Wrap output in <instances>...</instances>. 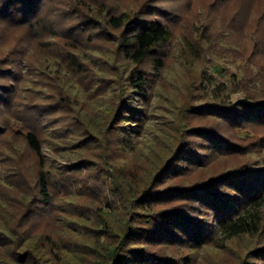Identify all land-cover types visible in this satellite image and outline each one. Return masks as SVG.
<instances>
[{
	"label": "rangeland",
	"instance_id": "obj_1",
	"mask_svg": "<svg viewBox=\"0 0 264 264\" xmlns=\"http://www.w3.org/2000/svg\"><path fill=\"white\" fill-rule=\"evenodd\" d=\"M146 1L47 0L45 15L61 31L45 42H25L28 58L19 67L22 81L16 104L0 117L11 127L0 138V221L16 219L11 195L17 184L31 193L35 158L26 150L22 130L25 125L35 127L44 142L53 184L68 183L53 187L52 205L42 208L43 215L31 220L30 226L33 234L50 233L60 243L65 264H96L97 237L120 219L122 206L117 203V212H112L106 205L111 198L107 172L115 174L110 164L119 168L127 156L117 147L109 149L107 142H116L119 134L114 128L113 99L128 87L127 76L134 66L118 52L119 31L108 20L109 13L131 17ZM150 4L164 10L158 13L173 38L165 69L154 78L137 135L132 159L142 166L140 176L165 160L182 137L188 138L189 128L218 124L205 113L191 114L202 101H214L213 88L208 92L199 85L203 71L226 84L228 101L244 99L248 93L264 94V0H151ZM94 22L104 24L101 33H96ZM21 35L7 31L0 56L12 50ZM262 133L256 130L246 137L256 139ZM263 156L264 152L214 159L201 172H192L191 178ZM71 165L80 169L71 172ZM16 208L19 211L21 206ZM260 239L242 236L224 247H204L193 252L194 264H239ZM105 240V236L100 239ZM167 254L174 257L178 251L168 249Z\"/></svg>",
	"mask_w": 264,
	"mask_h": 264
},
{
	"label": "trees",
	"instance_id": "obj_2",
	"mask_svg": "<svg viewBox=\"0 0 264 264\" xmlns=\"http://www.w3.org/2000/svg\"><path fill=\"white\" fill-rule=\"evenodd\" d=\"M46 2L0 0V46L10 29L22 32L16 46L0 56V81H6L0 83V117L16 104L22 81L19 67L28 58L25 42L53 39L61 31L58 23L45 15ZM150 2L147 0L131 17L109 13V25L119 31L117 50L134 68L127 76L128 87L113 99L114 128L119 134L116 142L107 144L109 149H121L130 159L125 157L119 168L110 164L115 174L107 172L111 198L106 205L117 212L119 203L122 210L119 222L113 227L108 224L97 237L95 263L194 264L193 252L204 247H224L238 237L258 236L260 243L239 264H264V156L249 161L245 158L231 168L191 178L192 172H201L214 159L264 152V133L256 139L246 137L256 130L264 132V94L248 93L244 99L228 101L226 84L203 71L199 85L208 92L213 88L214 101H202L191 114L205 113L218 124L189 128V137H182L167 158L144 175H139L141 164L140 168L132 159L140 123L147 115L146 101L156 83L154 78L165 69L173 38L170 27L162 22L164 16L158 13L164 10ZM93 25L96 33L105 27L100 22ZM0 121L1 138L11 127L7 121ZM22 131L26 150L35 158L36 174L31 193L19 183L11 195L16 219L0 221V264H65L60 243L50 233L33 234L30 221L43 215L42 208L52 205L53 187L62 188L68 182L53 184L40 134L26 125ZM79 167L71 165V172ZM16 205L21 206L19 211ZM104 236L106 240L101 242ZM168 249L177 250V256L168 255Z\"/></svg>",
	"mask_w": 264,
	"mask_h": 264
}]
</instances>
